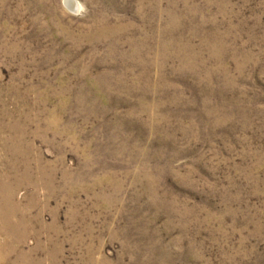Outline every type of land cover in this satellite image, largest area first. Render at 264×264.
<instances>
[{
	"label": "rangeland",
	"instance_id": "obj_1",
	"mask_svg": "<svg viewBox=\"0 0 264 264\" xmlns=\"http://www.w3.org/2000/svg\"><path fill=\"white\" fill-rule=\"evenodd\" d=\"M0 0V264H264V0Z\"/></svg>",
	"mask_w": 264,
	"mask_h": 264
},
{
	"label": "bare ground",
	"instance_id": "obj_2",
	"mask_svg": "<svg viewBox=\"0 0 264 264\" xmlns=\"http://www.w3.org/2000/svg\"><path fill=\"white\" fill-rule=\"evenodd\" d=\"M68 5L71 6V7H73L74 6L73 1L68 0Z\"/></svg>",
	"mask_w": 264,
	"mask_h": 264
}]
</instances>
